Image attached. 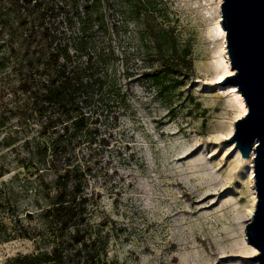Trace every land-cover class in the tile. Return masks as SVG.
<instances>
[{
    "label": "rangeland",
    "instance_id": "1",
    "mask_svg": "<svg viewBox=\"0 0 264 264\" xmlns=\"http://www.w3.org/2000/svg\"><path fill=\"white\" fill-rule=\"evenodd\" d=\"M143 1L140 20L135 0L102 3L106 41L94 22L83 29L68 21L69 7H58L53 19L69 43L88 41L105 80L101 107L108 118L98 123L96 140L80 138L76 147L91 170L84 187L87 232L97 238L102 260L118 264H258L248 258L258 250L245 239L257 198L251 161L225 141L244 114L237 87L219 83L235 72L219 78L229 60L222 0ZM6 6L0 16V264H49L42 257L54 242L43 210L56 172L44 144L53 134L44 132L22 84L25 29ZM172 29L179 52L193 60L192 73L164 62L175 59L167 41Z\"/></svg>",
    "mask_w": 264,
    "mask_h": 264
},
{
    "label": "trees",
    "instance_id": "2",
    "mask_svg": "<svg viewBox=\"0 0 264 264\" xmlns=\"http://www.w3.org/2000/svg\"><path fill=\"white\" fill-rule=\"evenodd\" d=\"M104 1L0 0V16L10 3L16 21L25 29L23 60L28 73L22 84L33 97V108L43 119L44 132L51 130L53 134L52 141L44 144L45 151H51L50 165L56 172L55 192L50 195V206L43 210L54 242L51 253L42 257L49 264H118L102 260L97 238L85 227L89 196L84 187L91 170L89 160L76 155L79 139L96 140L98 123L108 118L101 107L107 97L105 80L96 69L99 59L88 51V41L69 43L66 32L59 30L53 21L58 7H69L72 16L63 12L68 21L75 19L83 29L87 22H94L104 31L106 41L109 24L100 12ZM134 5L140 20L146 2L135 0ZM145 18L147 25L156 31L148 14ZM154 37L161 45L158 36L154 34ZM167 41L175 59L164 58L165 64L174 70L186 69L192 73L193 60L179 52L173 29ZM30 82H37L35 90ZM101 139L107 141L104 136Z\"/></svg>",
    "mask_w": 264,
    "mask_h": 264
},
{
    "label": "water",
    "instance_id": "3",
    "mask_svg": "<svg viewBox=\"0 0 264 264\" xmlns=\"http://www.w3.org/2000/svg\"><path fill=\"white\" fill-rule=\"evenodd\" d=\"M223 30L232 70L220 84L237 87L247 112L234 123L225 141L243 158L253 155L256 203L246 224L248 242L258 253L251 258L264 264V0H222Z\"/></svg>",
    "mask_w": 264,
    "mask_h": 264
},
{
    "label": "bare ground",
    "instance_id": "4",
    "mask_svg": "<svg viewBox=\"0 0 264 264\" xmlns=\"http://www.w3.org/2000/svg\"><path fill=\"white\" fill-rule=\"evenodd\" d=\"M220 2H221V0H220ZM227 65H228V66L226 67V70L224 71V73H222V74L220 75V77H219L220 79L224 78V76H226L227 73H231V72H232V69L230 68V64H229V60H228V58H227ZM233 90L236 92V94H237V96H238V102H239V106H240L241 114H245L246 111H247V106H246V104H245V101H244L242 95H240V93L236 90L235 87H233ZM236 151H237L238 157H240V159H242V157L240 156L239 150L236 149ZM253 155H254V152L252 153V155H251V157H250L249 160L251 161V164H250L251 177H252V181H253V183H254V179H253L254 169H253V165H252V162H253ZM253 190H254V198H255V189L253 188ZM255 200H256V198H255ZM255 200H254L253 204L255 203ZM253 206H254V205H253ZM251 214H252V210L249 211V215H250V216H251ZM245 239L248 240L246 234H245ZM250 252L255 253V252H256V249L253 248V250H251Z\"/></svg>",
    "mask_w": 264,
    "mask_h": 264
}]
</instances>
